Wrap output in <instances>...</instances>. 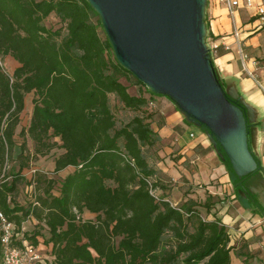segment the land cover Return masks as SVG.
<instances>
[{
    "label": "trees",
    "instance_id": "obj_1",
    "mask_svg": "<svg viewBox=\"0 0 264 264\" xmlns=\"http://www.w3.org/2000/svg\"><path fill=\"white\" fill-rule=\"evenodd\" d=\"M51 14L64 32L45 26ZM4 56L18 63L11 74L0 64V212L14 224V245L39 247L51 264H231L227 227L213 211L217 196L172 205L166 193L157 194L166 191L150 160L161 145L151 126L153 93L146 95L145 85L117 62L86 0H0ZM121 78L137 87L135 94ZM30 92L29 124L17 133L32 140L36 156L63 150L53 172L73 170L59 181L43 173L25 178V140L18 169L10 180L2 173ZM111 97L131 115L117 121ZM219 152L236 197L252 211L261 209L255 195L242 197L245 179ZM21 183L37 190L26 204L16 200ZM85 212L93 217L84 219ZM31 218L32 229H23Z\"/></svg>",
    "mask_w": 264,
    "mask_h": 264
},
{
    "label": "water",
    "instance_id": "obj_2",
    "mask_svg": "<svg viewBox=\"0 0 264 264\" xmlns=\"http://www.w3.org/2000/svg\"><path fill=\"white\" fill-rule=\"evenodd\" d=\"M86 1L117 62L149 92L167 96L188 124L201 126L217 155L222 149L245 179L242 196L256 197L252 184L263 180V169L255 159V111L217 76L207 42V0Z\"/></svg>",
    "mask_w": 264,
    "mask_h": 264
},
{
    "label": "crops",
    "instance_id": "obj_3",
    "mask_svg": "<svg viewBox=\"0 0 264 264\" xmlns=\"http://www.w3.org/2000/svg\"><path fill=\"white\" fill-rule=\"evenodd\" d=\"M250 1L246 5L245 0H239V6L229 12L217 0H207L205 21L208 45L218 46L212 53L218 78L224 88L235 91L255 111V151L263 180H257L252 188L261 209L252 211L236 197L204 131L195 138L188 136V123L172 102L154 97L152 103L155 117L151 126L161 139L155 165L173 182L166 196L172 205L189 197L202 201L208 194L220 199L213 211L227 227L231 264H264V19L257 15L258 7L264 9V0ZM234 29L239 32V44L232 34ZM241 55L251 75L244 70ZM176 155L177 160L172 159ZM35 223L33 218L27 219L22 228L28 230L26 224Z\"/></svg>",
    "mask_w": 264,
    "mask_h": 264
},
{
    "label": "rangeland",
    "instance_id": "obj_4",
    "mask_svg": "<svg viewBox=\"0 0 264 264\" xmlns=\"http://www.w3.org/2000/svg\"><path fill=\"white\" fill-rule=\"evenodd\" d=\"M44 24L46 27L51 28V29H62V32H64V25L59 21V19L51 14L49 15L45 20H44ZM0 64L1 66L4 68V70L6 72H8L9 74L12 73L13 69L17 66V62L11 57V56H4V57H0ZM121 81L128 86V90L131 94H135L137 91V87L134 85H129L128 81L125 78H121ZM144 89V91H146V95H148V90L147 88H142ZM154 97H160L162 99H165L166 101H170L171 100L164 95H157V94H153ZM33 97V93L30 92L28 94L25 95V107L24 110L22 111V113L20 114V118H19V123L16 127V132H15V136H14V140H15V145L12 148V150L9 152V157L7 159V161L4 164L3 167V174L5 176H9L11 170H17L18 169V161L16 160L17 154L19 152V144L25 140L26 141V146H27V151L26 154L28 155V157L30 158V162L28 164V167L23 169L22 173L25 176V178L27 180H31L34 176L35 173H43L46 177L48 178H52L55 181H59L63 176H65L67 173L71 172L73 170L72 167H68L58 173H54L53 169H54V160L57 156H59L63 150L59 147H55L53 149L50 150V152L47 155L44 156H36L33 152V142L31 139H29L28 137L26 138H22L21 136H18V133L20 131L21 128H26L29 124V120H30V115H31V108H32V103H31V99ZM155 99V98H154ZM111 105H112V109L115 113V117L117 119V121L121 120V119H125L126 117H129L131 114L127 111H124L121 109V107L117 106L116 101L113 97H111ZM204 130L203 128H201V126L195 124V123H189L186 125V132L187 135L189 136L190 134H192V136L197 137L200 133H202ZM191 137V136H190ZM216 153V152H215ZM217 154V153H216ZM159 159V156L157 154H155L154 151H152L151 153V158L150 160L155 162L156 160ZM172 159H176L177 160V155L172 158ZM216 161H218L217 163H221V160L219 158V156L217 155L216 157ZM0 174V178H1ZM8 180H10V176L7 178ZM167 179L169 178H164L163 179V185L165 187V191L167 192V190L172 189V185L173 182L172 181H167ZM37 190H35L34 186H28L24 183H21V185L19 186V191L18 194L16 196V200L20 203V204H26L28 202H30L33 197H34V193ZM55 191V190H54ZM177 190H175L176 192ZM164 191H157V194L159 195V197L163 196L164 193H166ZM84 219L86 218H92L93 215L88 214V213H84L82 216ZM27 229H32L33 224H26ZM46 235V234H44ZM45 237V236H44ZM44 254L45 258H44V263L45 264H50L48 260L49 256L47 255L48 253H42ZM47 257V258H46Z\"/></svg>",
    "mask_w": 264,
    "mask_h": 264
},
{
    "label": "built area",
    "instance_id": "obj_5",
    "mask_svg": "<svg viewBox=\"0 0 264 264\" xmlns=\"http://www.w3.org/2000/svg\"><path fill=\"white\" fill-rule=\"evenodd\" d=\"M219 4L224 5L229 12L232 9L239 6V0H217ZM246 5H250V0H245ZM257 15L264 19V9L262 7L257 8ZM233 36L237 43L239 44V32L237 29L233 30ZM217 45L210 46L211 52L217 48ZM228 49L227 45H224ZM241 60L244 70L251 75L248 69L245 67L244 61L246 60L244 55H241ZM264 93V88H263ZM192 137V134H190ZM150 193L154 195V190H150ZM13 222L6 219V217L0 212V243L2 246V257L0 264H45L44 254L41 253L39 247L23 243L21 247L13 244V239L15 236ZM47 258V257H46ZM50 260V258L48 259Z\"/></svg>",
    "mask_w": 264,
    "mask_h": 264
}]
</instances>
